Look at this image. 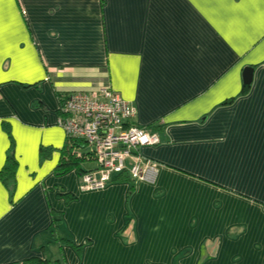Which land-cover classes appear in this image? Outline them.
Instances as JSON below:
<instances>
[{
  "label": "crops",
  "instance_id": "1",
  "mask_svg": "<svg viewBox=\"0 0 264 264\" xmlns=\"http://www.w3.org/2000/svg\"><path fill=\"white\" fill-rule=\"evenodd\" d=\"M102 87L159 133L151 181L58 172L60 99ZM11 144L0 264H264V0H0V172Z\"/></svg>",
  "mask_w": 264,
  "mask_h": 264
},
{
  "label": "built area",
  "instance_id": "2",
  "mask_svg": "<svg viewBox=\"0 0 264 264\" xmlns=\"http://www.w3.org/2000/svg\"><path fill=\"white\" fill-rule=\"evenodd\" d=\"M59 111L57 124L73 156L96 164L81 174L83 190L104 189L114 175L125 172L136 181H151L157 175L158 163L140 152L158 146L162 142L159 133L140 127L137 109L112 88L62 96Z\"/></svg>",
  "mask_w": 264,
  "mask_h": 264
},
{
  "label": "trees",
  "instance_id": "3",
  "mask_svg": "<svg viewBox=\"0 0 264 264\" xmlns=\"http://www.w3.org/2000/svg\"><path fill=\"white\" fill-rule=\"evenodd\" d=\"M249 88L250 86L246 85L244 90L247 91ZM71 151V146L66 141V145L63 149L62 158L57 168L59 173H64L75 167L80 168L81 164L84 162L83 160L73 156ZM17 167L18 163L15 158L13 144H11V147L7 153L6 163L0 172V178H2L4 184L10 190V192H13L16 188ZM42 262L43 261L38 258H31L26 260L23 264H41Z\"/></svg>",
  "mask_w": 264,
  "mask_h": 264
},
{
  "label": "water",
  "instance_id": "4",
  "mask_svg": "<svg viewBox=\"0 0 264 264\" xmlns=\"http://www.w3.org/2000/svg\"><path fill=\"white\" fill-rule=\"evenodd\" d=\"M253 73H254V68L249 67L245 69L244 71V84L245 85H250L252 83Z\"/></svg>",
  "mask_w": 264,
  "mask_h": 264
}]
</instances>
